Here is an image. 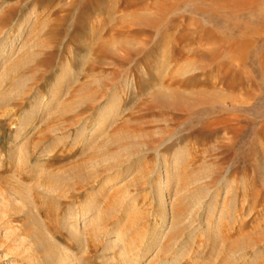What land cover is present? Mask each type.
Here are the masks:
<instances>
[{
	"label": "rangeland",
	"instance_id": "1",
	"mask_svg": "<svg viewBox=\"0 0 264 264\" xmlns=\"http://www.w3.org/2000/svg\"><path fill=\"white\" fill-rule=\"evenodd\" d=\"M15 43L18 60L7 61L0 80V199L15 180L26 182L44 225L71 247L63 217L94 195L98 224L126 232L109 253L110 264H122L131 245L147 247L144 236L159 219L150 169L182 161L180 195L172 198L188 229L147 264H250L257 254L254 264H264V0H0V53ZM68 66L72 74L60 85ZM61 88L62 101L49 107ZM114 96L119 108L109 132L134 137L84 151L73 143L81 123L92 129ZM30 109L35 114L23 121ZM179 147L187 157L175 160ZM23 151L26 164L16 158ZM90 170L97 177L89 178ZM53 174L64 179L53 182ZM106 176L116 182L99 191ZM198 195L200 209L193 204ZM209 208L219 218L212 219L211 239L196 230ZM21 237L10 249L0 243V264H47L39 243ZM90 255L81 256L85 264H100L99 252Z\"/></svg>",
	"mask_w": 264,
	"mask_h": 264
},
{
	"label": "bare ground",
	"instance_id": "2",
	"mask_svg": "<svg viewBox=\"0 0 264 264\" xmlns=\"http://www.w3.org/2000/svg\"><path fill=\"white\" fill-rule=\"evenodd\" d=\"M26 25L27 24H23L22 23L19 26V28L17 26L18 31H19L18 33L21 34L20 37L22 36V33L26 29L25 28ZM16 45H17V43L11 44L9 46V48H6L5 50H2L1 53H0V54H2V55H0V80L3 77V73L5 74L3 68L5 67L7 61L11 60L14 57H15V59H17L16 56L13 57V53L15 51L18 52V48H16ZM29 54H30V52H29ZM23 55H25V54H23ZM28 57H30V56H28ZM3 58H5L6 60L1 61ZM63 70H64V68H63ZM71 74H72V69H71V67L68 66L66 73H64V75H62L61 78L59 77V80L57 82L60 81L59 83H60V85H62L66 80H68V78H70ZM61 90H62V88L60 90L59 89H55L54 90V92L52 94V97H51V99L49 101V107L52 106V104H53L54 101H56V102L62 101V99H60V97H58V93ZM45 108H47V106ZM118 108H119V104L117 103L116 96H114L110 100L109 104L107 106H104L100 110V113H101L100 114V118L94 123V125H92L93 126L92 129L89 128L87 122H84L83 121L81 123L80 128L78 130V133L79 134H78V136H76L75 141H73V143L74 142L75 143L77 142L78 144L80 143L81 144V147H82V149L84 151L92 152V151L96 150V148H98V150H100V147H99V145L101 146L100 142H105V143L106 142H111L113 140H117V139L121 138L122 136H128V135H130L131 137H134L133 134L126 133V131H123V130H120V129L117 130V131H112L110 129L111 131L109 132V126L110 127H113L115 125V118L118 115ZM46 110L47 109L42 110V111L44 112ZM33 114H35V113L32 112V109L24 112V114H23V121H24V119H26V117H31ZM57 130H59V129H57ZM57 130H55V131H57ZM19 131L21 132L20 129H19ZM17 137H19V136H17ZM14 141H16V140H14ZM10 144H13V143H10ZM97 151H95V153ZM10 152H13V150L10 151ZM49 152H50V150H48V153ZM156 152H157L158 156L160 157L161 156L160 152L158 150ZM45 153H47V152H45ZM100 153H102V152H100ZM13 155H15L14 152H13ZM13 155L11 157H14ZM130 155H132V154L131 153H127V157H129ZM43 156H44V154H43ZM185 156L187 157L185 150L183 148H180V147L177 148L176 153L174 155L175 160H181ZM16 158L17 159H20L23 163L27 162V158H26V156L24 154V151H23V155L22 156L18 155V156H16ZM122 162L123 161H118L117 160L115 162V164L117 166H119V165L122 164ZM101 163H102V161H101ZM182 164H183L182 161L181 162H173L171 164L173 167L171 168V165L170 164H168L166 162H163L162 164H158L154 168V170L153 169L152 170L150 169V174H151V177H150V187L152 189L151 191H152V195H153V201L156 203V205H158V208H159V210H157V212H156V213H158V216L157 217L159 219H156V221L154 223V227L152 226L151 231H149L147 233V235L144 236L145 239L148 240L147 242H149L148 245H147V247L145 246L146 247L145 249L138 247L139 249L137 248L136 250H134V248H136V246L133 245V247H132V245H131V249H133L134 252H132L129 255H127L128 253H130V252H128L127 249L126 250H124V249L122 250L121 249L122 251L120 252V254L122 256L124 255V257H125V255H127L124 259H121L122 256H119L121 260H124L122 262V264H124V263L125 264H141V260H144V259L146 260V264L147 263H150L151 262L150 260L153 261L154 258L156 259L157 257H159L158 256V253L161 252L162 250L164 251L165 246H167L168 244L170 245V243H172V242H173V245H174L175 240L177 238V235H179V237H180V234H181V231L182 230H185L186 228L188 229V225L186 224V221L184 220L185 219V213L179 210V206L180 205L177 204V203H179L178 202L179 199H173L174 198L173 195H175L174 193H176V194L179 193L178 190H179L180 187L178 188V186H179V184H181L179 182H180V180L183 179V178L181 179V167L183 166ZM39 165H41V162L39 163ZM117 166H115V167H117ZM89 168H91V170H92V167H89ZM93 168H95V167H93ZM106 169L108 171V170L112 169V167L111 168H106ZM83 170H85V169H83ZM121 170H122V168L119 171H121ZM182 170H184V169H182ZM41 171H42V169H41ZM124 171H128L129 172V169L128 168H125V169H123V172ZM39 172H40V170H39ZM85 172H87V171H85ZM91 172L88 171V173H87V176H89V178H95V177H97V175H95V173H93V172L91 173ZM102 172L103 171H101V173ZM101 173H99V174H101ZM66 174H64V175H66ZM64 175H62V176L64 177ZM118 176H120V174H118L117 177ZM51 178H53L52 179L53 182H54V180H56V182H58V181L61 182L60 180L61 179H64V178L61 177V175L59 176V175H56V174H53V176ZM51 178H50V180H51ZM112 178L113 177H110V176L104 177V180L100 184L99 191H103L110 184H114L116 181H114V178L113 179ZM77 179H78V177H77ZM184 180H187V179H184ZM15 181H17V183L15 185H9V189L6 188L7 191H8V195H6V196L2 195L1 196V199H0V207L2 208L0 210V230L2 231V232H0V234L2 235V236H0L1 237L0 238V243H2L4 245H8L6 249H8V247L10 249V247H12V246H10L11 245L10 243L17 242V240H19L20 238H22L21 236H24V238L21 239V240H24V239L28 240L31 237H33L32 239H35L34 241H36V243H34V244H37V242H38L40 248L42 249V250L39 249L40 252L41 251L42 252L43 251L45 252L44 253L45 254L44 261L47 264H85L84 262H86V261L83 260L82 257L85 256L86 259H91L92 257H91L90 254H91L92 251L93 252L94 251L99 252L98 260H99L100 264H110L112 262L111 259L113 260L115 257L112 258V256L109 255V253H110L111 250H114L118 246V244L120 242H122V239L124 237H126V232H124L119 226H117V228L114 227L113 230H108L105 227H102L103 224H100V225L98 224V222L100 221L99 220L100 219V217H99V214L100 213H98L94 209V207H93V209L91 208L92 206L95 205L94 195H91V198L93 199V201L92 202L90 201L89 202V205H87V207H85L82 210L79 208L81 210L80 211V210H78V208H77L76 205L75 206H72L71 205V206H69L66 214L64 215V217H63V224H61L63 226L62 229H65L66 230L67 235L69 237L68 239H69L70 243L72 244L71 247H67L64 244L60 243V241H57L55 239V237L53 236V234L50 233L51 231L48 230V227L44 225V222H43L42 216L40 215V212L33 206V203H32V200L33 199H31V197H30L31 194L29 195V192L30 191L28 189V185H26V182L21 181L20 179L19 180L17 179ZM62 181H64V180H62ZM12 184H13V182H12ZM187 184H188V182L186 183V185ZM51 185H52V183H51ZM51 185L49 184L48 185L49 187L45 185V188L48 187V189H56V188H53L55 186L52 185L53 186L52 187ZM219 185H220V183H219ZM50 186H51V188H50ZM184 187H186V186H184ZM184 187H181V188H183V190H184ZM63 188L61 190V193L65 195L66 193L64 192V189ZM200 188L202 189V187H200ZM180 190H182V189H180ZM59 193H60V191H59ZM179 195H180V193H179ZM8 196H10V197H8ZM59 196L62 197V195H59ZM216 196H218V194L215 193L212 196V199L216 198ZM65 197H66V195H65ZM194 198H193L194 199L193 200L194 201L193 204L196 205L200 209V206L203 205V203H204V202H202L203 201L202 197L200 198L199 195H198V196H196ZM17 210H19V212H20V214L18 216H19V219L21 221V225L15 227L14 226V222L17 221V218L14 215V213H15L14 211H17ZM209 210L211 211L210 217L204 222V224L201 227H198L196 230L199 231L201 228L202 229L204 228L205 233L210 237L211 235H214V234H211L212 232H214L215 234L217 232H215L212 229V225H213L212 219L216 217V216L213 215V211L215 209H210L209 208ZM92 211H93V213H91ZM19 212H16V214L19 213ZM188 214L190 215V213H188ZM187 218H188V216H187ZM218 219L219 218H217V220ZM220 219H222V218H220ZM187 220H189V219H187ZM60 223H62V221ZM188 223H190V222H188ZM218 225H219V222H218ZM213 228H215V227H213ZM144 233L145 232H143V234ZM28 236H29V238H26ZM214 236H216V238H217V235H214ZM144 237H143V239H144ZM212 238H214V237H212ZM138 239H141V238H138ZM209 239H211V237ZM25 241H24V245L27 244V243H29V240H28L27 243ZM30 242H32V241H30ZM133 242L134 241H132V243ZM162 242H163V244H162ZM2 244H0V246ZM14 244H12V245H14ZM135 244H136V242H135ZM18 246H20V245H18ZM72 246H75V249L76 250H74L72 248ZM153 246H154V248H159L155 254L152 252L154 250ZM128 247H129V245H128ZM19 248H21V247H19ZM123 248H126V247H123ZM32 249H35V248H32ZM131 249H129V251H131ZM25 250H27V252L30 251L28 248H25ZM35 250L32 251V252H35ZM22 251H24V250L22 249ZM259 251L262 252V250H259ZM165 252H163V253H165ZM181 252L182 251H180V253ZM150 253H151V256L153 254L152 257L150 256ZM166 253H168V252H166ZM31 254L30 255L28 254L29 257L31 256ZM44 254H41V256L44 255ZM257 255L254 256L253 258H251V260L249 261L250 264H254L255 262H257L259 260L258 259L259 256H257ZM32 256H35L36 257L37 255H33L32 254ZM149 256L151 257L150 259H149ZM29 257H26V258H29ZM35 257H33V258H35ZM37 257L40 258L39 255ZM35 259H37V258H35ZM41 259L42 258H40L39 260H41ZM32 260H33L32 261V263H33L34 262V259H32ZM176 260H178V256L174 257V259H173L174 262ZM90 263H91V261L89 262V264ZM37 264H44V263H43V261L42 262L37 261Z\"/></svg>",
	"mask_w": 264,
	"mask_h": 264
}]
</instances>
